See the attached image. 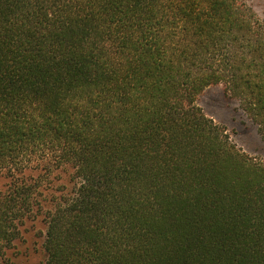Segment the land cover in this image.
Returning a JSON list of instances; mask_svg holds the SVG:
<instances>
[{
	"label": "trees",
	"instance_id": "1",
	"mask_svg": "<svg viewBox=\"0 0 264 264\" xmlns=\"http://www.w3.org/2000/svg\"><path fill=\"white\" fill-rule=\"evenodd\" d=\"M212 86L264 139L249 0H0V255L61 170L45 264H264V162L198 106Z\"/></svg>",
	"mask_w": 264,
	"mask_h": 264
},
{
	"label": "rangeland",
	"instance_id": "2",
	"mask_svg": "<svg viewBox=\"0 0 264 264\" xmlns=\"http://www.w3.org/2000/svg\"><path fill=\"white\" fill-rule=\"evenodd\" d=\"M249 2L264 20V0ZM197 104L208 117L227 129L232 142L241 151L264 162V139L258 134L256 126L243 114L238 103L225 97L222 86L209 87ZM70 176L69 172L59 170L45 178L36 194L37 203L33 213L23 222L20 237L12 248L0 255V264H45V213L71 188ZM7 182L8 179L0 176V189Z\"/></svg>",
	"mask_w": 264,
	"mask_h": 264
}]
</instances>
